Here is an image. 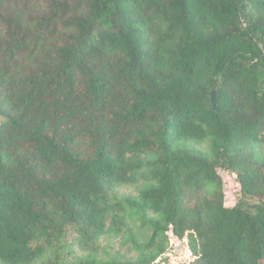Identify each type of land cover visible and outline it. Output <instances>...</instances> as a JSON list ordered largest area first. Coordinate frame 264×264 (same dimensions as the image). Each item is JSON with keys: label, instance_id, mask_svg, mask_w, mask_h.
Instances as JSON below:
<instances>
[{"label": "trees", "instance_id": "1", "mask_svg": "<svg viewBox=\"0 0 264 264\" xmlns=\"http://www.w3.org/2000/svg\"><path fill=\"white\" fill-rule=\"evenodd\" d=\"M139 13L164 25L153 44ZM261 42L264 0H0V264H76L144 167L155 186L129 205L152 237L186 233L192 264H264ZM219 166L239 203L185 208Z\"/></svg>", "mask_w": 264, "mask_h": 264}, {"label": "rangeland", "instance_id": "2", "mask_svg": "<svg viewBox=\"0 0 264 264\" xmlns=\"http://www.w3.org/2000/svg\"><path fill=\"white\" fill-rule=\"evenodd\" d=\"M140 28L147 34L150 44L164 29L159 18L137 16ZM208 143L187 144V147L207 153ZM264 147L255 166L264 178ZM219 182L207 183L200 191H186L183 198L185 208L191 209L201 200L219 201L226 208H232L240 201V190L237 184V172L217 167ZM148 168L137 173V181L131 185H115L106 194V228L104 233L94 242L83 244L77 242L72 246L76 264H192L197 258L191 251L186 233L177 238L168 228L152 237L157 217L152 214L143 215L134 210L130 203L138 200L140 193L149 186H155L145 180ZM264 187V183H263ZM245 203V201H243ZM253 202L250 201V204ZM246 204V203H245ZM119 218L121 229L118 234L113 230V218ZM57 220V218H55ZM48 256L35 264H41Z\"/></svg>", "mask_w": 264, "mask_h": 264}, {"label": "water", "instance_id": "3", "mask_svg": "<svg viewBox=\"0 0 264 264\" xmlns=\"http://www.w3.org/2000/svg\"><path fill=\"white\" fill-rule=\"evenodd\" d=\"M210 103L215 109L216 108V93L215 92L211 93Z\"/></svg>", "mask_w": 264, "mask_h": 264}, {"label": "built area", "instance_id": "4", "mask_svg": "<svg viewBox=\"0 0 264 264\" xmlns=\"http://www.w3.org/2000/svg\"><path fill=\"white\" fill-rule=\"evenodd\" d=\"M258 47H259V49L261 50L262 55H263V58H264V42L259 43V44H258Z\"/></svg>", "mask_w": 264, "mask_h": 264}]
</instances>
